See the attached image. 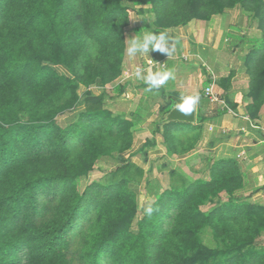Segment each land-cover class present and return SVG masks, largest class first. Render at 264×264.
<instances>
[{"label": "trees", "instance_id": "obj_1", "mask_svg": "<svg viewBox=\"0 0 264 264\" xmlns=\"http://www.w3.org/2000/svg\"><path fill=\"white\" fill-rule=\"evenodd\" d=\"M123 1L150 6L163 29L237 6L252 12L261 41L246 63L247 111L254 116L264 103V0H0V264H264V204L239 193L245 176L234 159L158 193L151 185L148 207L158 210L144 212L136 232L130 157L114 170L118 179L79 191L100 156L133 143L135 121L103 104L113 98L104 87L122 74L132 11ZM91 85L101 93L87 89L80 101V87ZM80 102L77 119L59 124L57 116ZM178 125L161 124L167 155H185L199 137L201 126L185 133ZM207 229L211 243L201 237Z\"/></svg>", "mask_w": 264, "mask_h": 264}, {"label": "crops", "instance_id": "obj_2", "mask_svg": "<svg viewBox=\"0 0 264 264\" xmlns=\"http://www.w3.org/2000/svg\"><path fill=\"white\" fill-rule=\"evenodd\" d=\"M225 15L228 13L214 15L208 20L194 19L184 26L175 28L163 29L155 26V32L168 33L170 42L174 45L171 55L150 50L148 55L130 57L125 49L123 74L111 85V89L115 84L124 85L122 96H128L129 90H133L135 95L139 96L138 101L143 102L140 107L136 106L137 109L146 111L152 109L155 113L158 111L157 115L153 114L154 118L141 119L135 124L138 127L133 130L132 154L149 143L146 136L161 137L163 114L160 108L164 105L162 101L167 103V95L181 96L198 92L200 102L196 108L195 122L193 124L177 122L180 124L178 125L180 130H184L185 133L191 131L187 125L201 126L198 139L183 158L192 162L202 161L205 171L214 161L236 160L244 173L245 183L250 185L254 183L251 196L255 202L264 204V103L254 116L250 115L247 111V104L250 102L247 95L248 75L235 73L228 61L229 53L219 49L221 37L225 34L223 25L229 34H233L230 28L236 23L235 20H224L222 24ZM217 22L218 25H215ZM132 27L138 31L137 35L141 33L138 23L134 22ZM182 54L187 55V58H182ZM148 61H153L154 64L149 65ZM138 69L143 70L145 74L149 70H172L174 79L169 80L158 92H148L147 85L136 76ZM208 74L213 76V89L225 101L227 109L222 108L220 103H210L202 95L203 88L207 85L204 80ZM89 90L92 91L91 88ZM118 113L132 117L130 111L123 110ZM157 129L160 130V134L155 132ZM156 141V145L148 148V152L160 148L162 138L159 139L160 142L157 138ZM135 155H131L130 159L133 158L132 161L139 166L143 165L144 162L136 159ZM262 238L264 241V231Z\"/></svg>", "mask_w": 264, "mask_h": 264}, {"label": "rangeland", "instance_id": "obj_3", "mask_svg": "<svg viewBox=\"0 0 264 264\" xmlns=\"http://www.w3.org/2000/svg\"><path fill=\"white\" fill-rule=\"evenodd\" d=\"M124 4L130 7L132 10L129 17V24L125 28V49L128 45V39L137 36V32L135 29H133L132 25L135 23H138V26L140 25V31L144 29H149L154 31L155 28V22H154V16L151 13L150 6H135L132 3H127L126 1H123ZM141 9L139 13L137 11ZM230 10V11H229ZM229 10L223 12L222 14L228 13V15H225L223 18L222 24H224V20L230 21L235 20L236 23L232 25L233 34H229L228 31L225 30V26L223 25V30L225 31V34L221 37V41L219 43V49L224 50L226 53H229L230 58L228 61L231 64V69L233 71L246 74V63L249 60L250 55L254 51V47H256L259 42L261 41V37L259 35V28L258 23L254 21V14L249 11H242L240 7H232ZM134 13V14H133ZM137 14V15H136ZM135 16V17H134ZM214 16V15H213ZM133 17L135 18L133 20ZM196 18L191 19L194 20ZM199 20V19H196ZM190 22V21H189ZM215 25H218V22L215 23ZM140 34V33H139ZM138 34V35H139ZM212 42H214V39H212ZM83 60V58H82ZM80 59V61L82 62ZM124 61V58H123ZM56 70L65 75H69V72L67 69H65L63 66H57L55 67ZM124 66L122 63V71H124ZM123 74V73H122ZM210 75L205 78V82L208 84L211 79ZM92 89L91 94L98 95L102 91V87H99V85H91L88 88L81 86L79 89V93L81 96L80 101L84 98V92L87 91V89ZM105 90L108 92V95L112 96V89L111 85H108L104 87ZM203 95V94H202ZM139 96L135 95V92L133 90H129V95L125 96H116L114 95L113 98H107L104 100L103 104L106 108L110 109L114 114L118 112L130 111V114L135 124H137V121H140L141 119L146 120V118H154L155 115L158 114V111L155 113L154 110L146 111L145 109L136 108L137 105L139 107L142 105L143 102H139ZM81 103V102H80ZM164 105L166 104L164 101H162ZM148 105V104H147ZM140 109V110H139ZM84 110V105L79 104L77 107H75L73 110H66L60 115L57 116V120L59 124L65 125L67 123L73 122L77 119L78 115L81 113V111ZM155 113L154 117L153 114ZM124 115V114H123ZM158 123V122H157ZM156 123V124H157ZM160 126V125H159ZM138 125H134L132 128L133 130L137 128ZM155 135V134H154ZM149 142L148 144H145L144 149L145 151H141V153L135 155L136 159H139L141 162H144L141 166L135 164L132 160L130 162L134 166H138L141 171H136V169L133 167L130 168V174L133 176L134 181L137 184L138 187V194H137V215L133 222L130 225V230L132 232H136L137 230V220L141 215L145 212V209L153 202L154 197L153 195L148 196V188L152 185L153 190L157 193L159 191H162L163 189L169 188L172 184L173 185H179L181 184V179H184L186 181H193L194 179L198 177H207L208 171L204 169L202 161L200 162H192L189 161L185 157V155H167L166 154V148L164 147L163 140L162 142L159 141L161 139L160 136L155 135V138H152L151 136H146ZM156 138L160 142V148L154 149L151 152H148V148H150L152 145H156ZM152 142H155L152 143ZM132 146L131 148L126 151L124 154L117 155H102L100 156L96 163L94 164L93 170L89 173V175L84 176L78 181V189L79 191H83V189L92 182H107L111 181L115 178H119L120 174H117L114 172L118 167L122 166L126 161H129V157L132 155ZM145 152V153H143ZM164 152V153H163ZM135 160V158H134ZM251 189H254V183L252 185L246 183L243 190H241L239 193L242 194V196L247 199L249 202H255L253 196H251ZM153 191V192H154ZM210 205L202 207V209H207ZM202 239L204 242H210L211 243V234L210 229H207L202 235ZM258 242L263 245V238L262 235L259 236Z\"/></svg>", "mask_w": 264, "mask_h": 264}, {"label": "clouds", "instance_id": "obj_4", "mask_svg": "<svg viewBox=\"0 0 264 264\" xmlns=\"http://www.w3.org/2000/svg\"><path fill=\"white\" fill-rule=\"evenodd\" d=\"M173 48L174 45L170 42V37L166 31L155 32L149 29H144L139 35L128 39L126 52L130 57L136 55H148L150 50L159 51L170 56ZM136 76L147 85L146 91L158 92L168 83L169 80L174 79V72L172 70H149L145 74L143 70L138 69ZM179 98L181 102L175 103L174 108L184 114L194 112L200 102V95L198 92L191 95H181ZM157 210L158 209L152 207H147L145 213L148 217H151L153 212Z\"/></svg>", "mask_w": 264, "mask_h": 264}, {"label": "water", "instance_id": "obj_5", "mask_svg": "<svg viewBox=\"0 0 264 264\" xmlns=\"http://www.w3.org/2000/svg\"><path fill=\"white\" fill-rule=\"evenodd\" d=\"M166 102L168 104L173 103V105H172L171 109L163 115V119L161 121V124H165L167 122H180V123L193 124L195 122L196 110L192 113L184 114V113L180 112L178 109L174 108L175 103L181 102L179 96L169 94L166 97Z\"/></svg>", "mask_w": 264, "mask_h": 264}, {"label": "built area", "instance_id": "obj_6", "mask_svg": "<svg viewBox=\"0 0 264 264\" xmlns=\"http://www.w3.org/2000/svg\"><path fill=\"white\" fill-rule=\"evenodd\" d=\"M182 58L186 59L187 55H181ZM149 65H153V61H148ZM211 81L203 88V95L209 100L210 103H220L222 108H226L225 101L214 91V78L210 77Z\"/></svg>", "mask_w": 264, "mask_h": 264}]
</instances>
